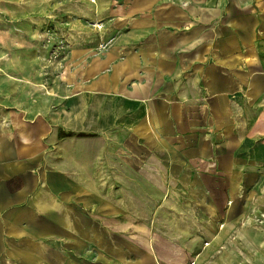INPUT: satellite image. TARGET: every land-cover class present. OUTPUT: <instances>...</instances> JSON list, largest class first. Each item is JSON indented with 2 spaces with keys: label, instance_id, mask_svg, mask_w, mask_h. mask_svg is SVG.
Instances as JSON below:
<instances>
[{
  "label": "crops",
  "instance_id": "0c3cea01",
  "mask_svg": "<svg viewBox=\"0 0 264 264\" xmlns=\"http://www.w3.org/2000/svg\"><path fill=\"white\" fill-rule=\"evenodd\" d=\"M118 1L124 55L35 93L4 24L22 49L48 1L0 0V264H264V0Z\"/></svg>",
  "mask_w": 264,
  "mask_h": 264
},
{
  "label": "rangeland",
  "instance_id": "374dc122",
  "mask_svg": "<svg viewBox=\"0 0 264 264\" xmlns=\"http://www.w3.org/2000/svg\"><path fill=\"white\" fill-rule=\"evenodd\" d=\"M48 7V29L47 34H44L43 29L33 28L30 29L32 32L36 33L30 34H19L23 45V48H17L19 43L14 44V40L18 41V26L14 28L12 25L14 20L10 17L5 19V31L6 37L10 39L7 41L4 49V56L8 58H15L25 60L22 66L18 68L6 67V71L11 74L19 75H33L37 76L38 79H41L43 82L32 83H22L26 85L36 86L37 90L32 92L38 93L48 92V87L54 89V87H59L58 81H49L48 75L50 76L63 74H77V70L81 69V66L84 65L85 72L87 66L95 64L96 61H101L102 64H105L103 72H107L113 65L116 59H120L124 52H116V47L119 43H124V26L119 28L120 24L117 22L120 21V16L114 13V8L123 7V3L113 2L107 4V7H110L109 12L105 14L102 18H93L92 17V0H47ZM38 2V0H37ZM27 5V4H25ZM32 6H44V3H35L32 1L29 3ZM83 15V20H79V17ZM82 19V18H81ZM84 24L86 29V42H85V51H76V46L74 42L76 40L75 29L79 22ZM28 25V24H24ZM82 25H79L82 28ZM14 29H16L14 31ZM29 30L27 27L26 29ZM95 30V33L94 31ZM100 32V33H96ZM30 46V47H29ZM113 60V61H112ZM79 61V63H78ZM78 63V64H77ZM34 64V66H33ZM79 67V68H78ZM19 69V73L17 71ZM14 71V72H13ZM100 70L96 75L101 74ZM82 78L81 73L79 72V82L75 81L68 84V92L72 93L76 91L77 88L82 89L83 87L91 86L92 83L87 84L81 83L80 79ZM19 80V79H17ZM45 81V82H44ZM20 85V83H19ZM12 84H5V90L9 91ZM3 95H0V102L2 101ZM7 103L9 106L12 105L13 100L9 98ZM101 105L103 107H109L110 103H106L108 99L100 98ZM6 102V101H5ZM42 105L44 104L43 99L41 100ZM5 117V116H4ZM72 133L70 136H65L66 134ZM83 134V135H80ZM95 135L93 132H83V131H73L59 128L58 137H87ZM243 252L245 254V264H254V259L252 255V246H245ZM192 264V263H191Z\"/></svg>",
  "mask_w": 264,
  "mask_h": 264
},
{
  "label": "trees",
  "instance_id": "16d2710c",
  "mask_svg": "<svg viewBox=\"0 0 264 264\" xmlns=\"http://www.w3.org/2000/svg\"><path fill=\"white\" fill-rule=\"evenodd\" d=\"M67 135L70 136V135H72V133L66 134L65 136H67ZM80 135H83V134H80Z\"/></svg>",
  "mask_w": 264,
  "mask_h": 264
},
{
  "label": "built area",
  "instance_id": "2783aa9c",
  "mask_svg": "<svg viewBox=\"0 0 264 264\" xmlns=\"http://www.w3.org/2000/svg\"><path fill=\"white\" fill-rule=\"evenodd\" d=\"M262 217H263V219H264V214H263V216H262ZM263 221H264V220H262V222H263Z\"/></svg>",
  "mask_w": 264,
  "mask_h": 264
}]
</instances>
